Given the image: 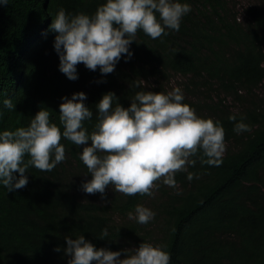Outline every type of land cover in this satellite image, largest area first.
I'll list each match as a JSON object with an SVG mask.
<instances>
[{
  "label": "trees",
  "instance_id": "obj_1",
  "mask_svg": "<svg viewBox=\"0 0 264 264\" xmlns=\"http://www.w3.org/2000/svg\"><path fill=\"white\" fill-rule=\"evenodd\" d=\"M176 2L191 7L179 31L165 29L155 40L138 31L131 58L122 55L112 73L79 64L74 81L59 71L50 25L60 9L91 16L106 0L0 4V132L28 126L41 108L62 132L61 98L82 92L93 113L84 122L90 133L103 95L114 93L128 108L137 91L162 92L179 75L182 103L218 121L226 145L219 166L202 164V152L191 157L195 165L175 175V187L158 181L152 196H126L110 185L102 199L81 188L91 176L79 154L90 142L62 138L66 159L51 172L30 167L27 185L12 192L0 184V264H67L64 238L80 235L97 249L121 252L120 259L145 242L168 252L170 264H264V9L249 4L240 21L232 0ZM238 122L251 130L235 133ZM188 173L195 174L191 181ZM136 205L155 213L148 224L128 218ZM105 228L108 236L100 239Z\"/></svg>",
  "mask_w": 264,
  "mask_h": 264
},
{
  "label": "clouds",
  "instance_id": "obj_2",
  "mask_svg": "<svg viewBox=\"0 0 264 264\" xmlns=\"http://www.w3.org/2000/svg\"><path fill=\"white\" fill-rule=\"evenodd\" d=\"M8 0H0L7 5ZM191 11L187 3L176 0H106L91 16L66 14L58 10L50 25L56 33L54 49L59 56V71L69 80H76V66L110 74L124 55L131 58L129 46L135 42L138 31L155 40L167 35L165 29L179 31L182 17ZM117 26V27H114ZM144 84V82H142ZM59 122L63 131L50 122V110L41 108L28 126L0 132V184L8 191L24 188L29 168L51 172L66 159L61 139H67L83 148L79 159L86 166L91 179L81 185L93 195L103 194L110 185L115 192L126 196H152L158 181L175 187V175L186 172L196 161L191 159L202 152V164L219 166L226 150L225 132L218 121L200 118L189 105L182 103L180 88L167 94L137 91L128 108L116 103L114 93L102 96L95 106L96 123L89 133L84 122L93 117L82 101L84 93H75L71 99L61 98ZM79 101V102H78ZM3 104L14 110L12 100ZM230 116V121H235ZM243 123H235L237 134L250 131ZM27 157V159H26ZM206 158V159H205ZM14 173L19 174L17 178ZM194 173H188L191 181ZM155 216L150 209L136 205L128 213L141 225ZM108 236L102 229L100 239ZM64 250L70 257L67 264H170L171 256L161 246L141 243L138 248L121 252L97 249L82 235L75 239L65 237ZM59 252L60 249L56 248Z\"/></svg>",
  "mask_w": 264,
  "mask_h": 264
},
{
  "label": "rangeland",
  "instance_id": "obj_3",
  "mask_svg": "<svg viewBox=\"0 0 264 264\" xmlns=\"http://www.w3.org/2000/svg\"><path fill=\"white\" fill-rule=\"evenodd\" d=\"M234 1V4H236V9H238L237 13L239 14L240 21H246L247 17L244 15V8H246L247 5L253 4L258 7H261L264 9V0H232ZM180 82H182L181 76H172L169 82L164 86L163 93L167 94L168 92L172 91L175 88L180 87ZM259 95H262V91L259 92ZM231 105V103L229 102Z\"/></svg>",
  "mask_w": 264,
  "mask_h": 264
}]
</instances>
